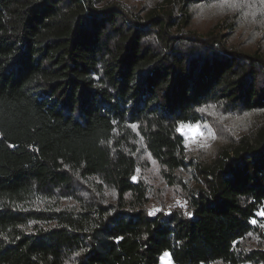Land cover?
Returning a JSON list of instances; mask_svg holds the SVG:
<instances>
[{
  "label": "trees",
  "instance_id": "16d2710c",
  "mask_svg": "<svg viewBox=\"0 0 264 264\" xmlns=\"http://www.w3.org/2000/svg\"><path fill=\"white\" fill-rule=\"evenodd\" d=\"M262 208L264 3L0 0V264H264Z\"/></svg>",
  "mask_w": 264,
  "mask_h": 264
},
{
  "label": "rangeland",
  "instance_id": "374dc122",
  "mask_svg": "<svg viewBox=\"0 0 264 264\" xmlns=\"http://www.w3.org/2000/svg\"><path fill=\"white\" fill-rule=\"evenodd\" d=\"M181 125L179 128V131L184 138L185 146L188 150L200 149L204 146H207L213 139V134L211 133V131L209 129L201 126V125L183 124V125H185L184 128H181ZM188 125H191L193 127L190 129L187 127ZM196 126H199V127L197 128ZM153 165H154L155 169L158 168V166L155 162H153ZM175 205L184 206V202L174 201L171 204H169L168 207L171 208ZM161 208H162V206L160 203L152 202V204L150 205V212L151 213L154 212V214H155ZM261 210H264V209L262 208ZM261 210L258 213H260ZM258 213H257L256 219H254L256 221V223H254V224L259 226L260 228L264 229V216L258 215ZM257 241H258V238L255 237L254 235H251L248 238H246V240H244L242 243L248 245V244H255ZM167 253H169V252H167ZM162 257H161L160 264H169L168 258H164L162 260ZM170 264H174V262L172 261L171 255H170Z\"/></svg>",
  "mask_w": 264,
  "mask_h": 264
},
{
  "label": "snow or ice",
  "instance_id": "6c2138e0",
  "mask_svg": "<svg viewBox=\"0 0 264 264\" xmlns=\"http://www.w3.org/2000/svg\"><path fill=\"white\" fill-rule=\"evenodd\" d=\"M260 2H261V3H264V0H260ZM200 111H205V109H200ZM133 127H135V125H133ZM184 127H185V125L182 124V125H181V128H184ZM187 127L191 129L193 126L188 125ZM196 127L198 128L199 126H196ZM213 138H214V135H213ZM154 211H155V210H154ZM150 214H154V212H153V213H150ZM188 215H191V214L188 213ZM258 215L264 216V210H261V212L258 213ZM252 223H256V221L253 220ZM164 258H168V261H169V264H170V254L167 253V252H165V253L163 254L162 260H163Z\"/></svg>",
  "mask_w": 264,
  "mask_h": 264
}]
</instances>
